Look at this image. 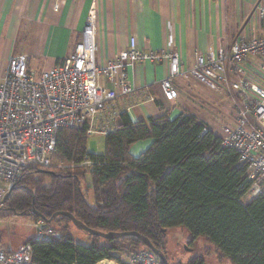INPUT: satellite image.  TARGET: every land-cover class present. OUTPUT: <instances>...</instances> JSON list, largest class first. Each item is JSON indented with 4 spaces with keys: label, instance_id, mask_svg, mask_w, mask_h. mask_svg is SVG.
I'll use <instances>...</instances> for the list:
<instances>
[{
    "label": "trees",
    "instance_id": "16d2710c",
    "mask_svg": "<svg viewBox=\"0 0 264 264\" xmlns=\"http://www.w3.org/2000/svg\"><path fill=\"white\" fill-rule=\"evenodd\" d=\"M157 104L161 106L159 100ZM169 115L134 121L119 110L115 129L104 134L101 154L89 151L87 126L58 131L52 165L29 166L0 210L42 218L59 233L25 241L32 245L34 263L98 264L108 259L126 264L115 252L148 248L135 236L109 239L81 229L90 242H77L71 219L54 216L69 211L103 232L138 231L157 247L166 241L168 229L184 227L191 242L205 236L208 249L232 264H264V189L248 197L247 166L205 120L188 110ZM147 139L152 144L134 156L131 146ZM86 159L90 166L82 165ZM91 190L94 205L87 199ZM187 264L206 260L194 256Z\"/></svg>",
    "mask_w": 264,
    "mask_h": 264
},
{
    "label": "built area",
    "instance_id": "2783aa9c",
    "mask_svg": "<svg viewBox=\"0 0 264 264\" xmlns=\"http://www.w3.org/2000/svg\"><path fill=\"white\" fill-rule=\"evenodd\" d=\"M257 10L264 22V2ZM96 31L92 9L81 39L62 62L35 71L28 56L18 54L10 57L4 72H0V206L29 166L52 165L61 128L85 125L89 134L114 130L119 116L115 101L134 90L128 66L145 61L167 65L160 86L168 100L179 97L175 85L178 77L196 80L216 99L227 100L230 122L214 123L209 117L203 120L218 131L223 145L236 150L239 163L247 166L248 197L263 191L264 33L244 30L232 42L223 39L216 49L204 53L195 48L194 63L186 68L178 49H140L135 36L129 38L124 50L98 66ZM101 75L113 86L101 82ZM91 163L86 159L82 165ZM35 226L38 239L59 235L42 218ZM128 259L130 264H161L150 248L131 252ZM0 264H36L32 245L25 242L15 250H6L0 244Z\"/></svg>",
    "mask_w": 264,
    "mask_h": 264
},
{
    "label": "crops",
    "instance_id": "0c3cea01",
    "mask_svg": "<svg viewBox=\"0 0 264 264\" xmlns=\"http://www.w3.org/2000/svg\"><path fill=\"white\" fill-rule=\"evenodd\" d=\"M263 2L264 0H0V53L7 58L6 62L12 56L25 54L31 67V59L36 58L41 70L57 65L70 55L76 42L81 39L89 12L94 9L98 66L106 64L110 58L124 50L129 38L135 36L140 49H178L187 68L194 63L195 48L204 53L216 49L223 39L232 42L244 30L263 34L264 22L257 10ZM167 69L166 64L148 61L129 65L128 79L134 90L128 95L118 96L115 106L119 110H126L134 121L166 113L174 118L184 110H189V105H182L181 90L188 92L189 83L197 86V81L178 77L175 85L179 97L168 100L160 86ZM100 80L113 86L103 75ZM199 90L204 92H199L200 97L205 98L209 105L212 104L206 98L212 97V93L208 89ZM150 96L153 99H149ZM157 100L161 106L157 104ZM181 105L184 107L181 108ZM197 105L196 108L207 112L199 107L201 105ZM193 110L202 119L208 117L206 113ZM152 142V139L137 141L130 151L138 156ZM7 249L14 250L15 247Z\"/></svg>",
    "mask_w": 264,
    "mask_h": 264
},
{
    "label": "rangeland",
    "instance_id": "374dc122",
    "mask_svg": "<svg viewBox=\"0 0 264 264\" xmlns=\"http://www.w3.org/2000/svg\"><path fill=\"white\" fill-rule=\"evenodd\" d=\"M7 58L2 57L0 53V72H4L6 67ZM2 60V61H1ZM32 68L35 71H41L40 64L37 62L36 58H32ZM6 62V63H5ZM2 63V65H1ZM188 92H183L181 90V100L182 105H189L190 112H195L196 109L202 113H206L210 120L214 123H221L222 121L231 120V112L227 105L226 99H216L213 94L212 97L206 96V98L212 103L208 104L205 98H201L200 93H204L199 89H206V87L201 83H196L197 86L189 83ZM198 87V88H197ZM204 90V91H205ZM208 92L211 93L210 90ZM201 105V109L207 112L201 111L196 108L195 105ZM181 105V108H183ZM197 105V106H198ZM192 107V108H190ZM187 110V109H186ZM196 113V112H195ZM218 133V131H217ZM219 134V133H218ZM220 135V134H219ZM104 141L105 135L96 133L90 134L87 140L88 149L91 153L101 154L104 152ZM86 185L91 184L90 176H87ZM87 199L91 205H94V195L92 190L88 193ZM33 215H15L13 212H8L7 210L0 211V244L6 249L14 248L17 249L21 244H23L30 237H36L37 227L35 226V220ZM72 233L77 242L88 243V235L81 231L79 228L73 225ZM58 230V229H57ZM165 240L167 241V249L169 255L170 264H187V262L194 256H204L206 264H232L228 258L220 257L216 249H208V240L205 236H199L195 241L191 242V234L184 227H176L168 229L165 233ZM14 249V250H15ZM128 251L115 252V255L123 260L126 264H130L128 259ZM113 264H120L115 260Z\"/></svg>",
    "mask_w": 264,
    "mask_h": 264
},
{
    "label": "water",
    "instance_id": "95a60500",
    "mask_svg": "<svg viewBox=\"0 0 264 264\" xmlns=\"http://www.w3.org/2000/svg\"><path fill=\"white\" fill-rule=\"evenodd\" d=\"M14 189V186L11 188V190L6 194L5 199L3 201L4 202L9 198L11 191ZM3 206V205H2ZM2 206H0V210L3 208ZM28 214H31V212H29ZM61 214L64 215L66 217H69L72 221V223L79 229L84 230L89 232L91 235H96V236H102L104 238H109V239H117V238H123L126 236H135L138 237L145 246H147L148 248H150L151 250L154 251V253L160 257L161 261L163 264H170L166 255L160 251L153 243L152 241L145 235L141 234L138 231L135 230H129V231H108V232H103L94 228H91L89 226H87L83 221L79 220L78 218H76L71 212L69 211H59L56 212L54 214V216ZM43 217V216H41ZM50 220V219H49Z\"/></svg>",
    "mask_w": 264,
    "mask_h": 264
},
{
    "label": "flooded vegetation",
    "instance_id": "af4514ba",
    "mask_svg": "<svg viewBox=\"0 0 264 264\" xmlns=\"http://www.w3.org/2000/svg\"><path fill=\"white\" fill-rule=\"evenodd\" d=\"M166 247H167V241L162 242L157 248L166 255V257H167V259L169 261L168 249ZM157 258L161 262V264H163L161 259H160V257L157 256Z\"/></svg>",
    "mask_w": 264,
    "mask_h": 264
},
{
    "label": "bare ground",
    "instance_id": "6f19581e",
    "mask_svg": "<svg viewBox=\"0 0 264 264\" xmlns=\"http://www.w3.org/2000/svg\"><path fill=\"white\" fill-rule=\"evenodd\" d=\"M113 262V261H112ZM111 261H109L108 259H103L101 262H99L98 264H113Z\"/></svg>",
    "mask_w": 264,
    "mask_h": 264
}]
</instances>
